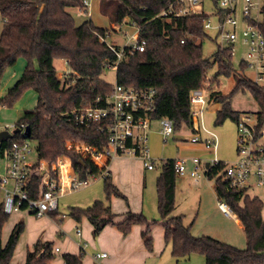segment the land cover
Returning a JSON list of instances; mask_svg holds the SVG:
<instances>
[{"label":"trees","instance_id":"16d2710c","mask_svg":"<svg viewBox=\"0 0 264 264\" xmlns=\"http://www.w3.org/2000/svg\"><path fill=\"white\" fill-rule=\"evenodd\" d=\"M104 11L115 24L129 23L139 28V41H145L144 51L125 50L117 67V83L139 89H156L153 119L163 117L174 121L175 128L185 122L193 125L191 93L202 89L208 72L216 65L211 82H218L220 75L234 78L228 93L211 91L209 101L221 104L217 109L215 124L231 119L237 122L243 113L232 108L231 100L239 90H249L259 109L255 113L258 129L264 128V85L255 83L245 74V63L234 68L230 50L218 48L211 58L203 54L202 41L208 36L203 24L206 15H160L170 4L178 9L177 0H102ZM77 7L88 13L84 0H0L3 28L0 33V85L7 68L15 66L20 58L27 61L22 76L1 98L2 106L13 105L21 95L34 89L38 103L24 109L16 124L30 128L29 139L36 141L39 159L56 161L69 156L82 176L98 174L100 169L86 160V167L79 163L80 155L68 148L69 140L87 142L102 147L108 140V126L102 121L89 125L77 121L74 109L80 107H104L114 90L103 71L107 62L117 60L120 46L103 38L111 36L115 29L100 27L91 18L77 24L68 10ZM264 32V22L262 24ZM110 44V45H109ZM55 59H62L69 67L64 77H59ZM36 61L38 66L36 65ZM104 128V129H103ZM14 134L4 140L2 152L14 140ZM175 159L161 161L162 170L157 180L160 220L150 219L143 212L128 210L125 218L116 221L112 210L113 196L127 197L113 183L112 177H104L105 200H96L88 207H71L69 215L78 223L86 217L93 225V235L98 236L107 225H115L127 235L133 225H142V238L146 248L153 250V227L162 224L164 239L177 258L202 255L205 264H264V201L251 195L247 188L233 187L224 178V162L206 170L209 179H215L214 189L218 200L225 202L243 223L247 240L240 248L212 236H195L192 224H185L184 215H175L177 173ZM40 175L36 165L30 178V195L38 192ZM25 209V204L22 205ZM49 214L57 219L58 209ZM10 215L0 208V264H10L19 237L24 232V222L17 223L6 244L2 243V230ZM84 250L65 253V264H83ZM56 258L53 241L38 239L27 250L25 264H51Z\"/></svg>","mask_w":264,"mask_h":264},{"label":"built area","instance_id":"2783aa9c","mask_svg":"<svg viewBox=\"0 0 264 264\" xmlns=\"http://www.w3.org/2000/svg\"><path fill=\"white\" fill-rule=\"evenodd\" d=\"M88 5V0H84ZM180 7L176 9L170 4L158 14L168 15H206L203 24L208 33L216 31V37L220 40V49H228L233 56L235 43L239 40L240 33L242 43L247 47V57L243 63L253 72L251 78L255 83L264 85V0H177ZM212 4L211 11L206 12L205 7ZM239 14V15H238ZM135 27V33L128 42L120 46L117 51V60L114 63L107 62L108 68L118 67V63L125 55V50L144 51L146 42L139 41V28ZM240 32V33H239ZM111 36L107 34L103 39L109 41ZM110 45V44H109ZM206 88L195 89L191 93V116L197 120L194 126V136L190 139L193 143H202L209 151H216L218 137L213 131L204 128L201 123L205 107L208 103L204 91ZM156 89H139L114 84V90L108 97V104L104 107H80L73 112L78 122L89 125L92 122L102 121L108 126V140L102 147L90 145L87 142H69L68 148L80 155L81 160H88L100 169L98 174L82 176L69 156H61L56 161L46 162L30 160L34 148L31 145L29 135L26 133L27 126L24 123L11 126L12 133L18 134L14 140L4 149L8 161L5 172L0 173V208L4 213L11 215L14 212L28 210L29 213L43 217L50 211L58 209L59 198L76 190L89 186L97 177L109 175V165L112 159L133 155L144 161L147 169H154L156 160L152 157L148 146L147 129L155 120L151 112L155 108ZM159 121L160 132L166 139L175 130L174 121L163 117ZM237 126V152L238 159L232 163H224V178L231 186L247 188L264 186V128L258 129L256 116L250 113L241 114L236 122ZM18 129L19 131L14 133ZM104 129V128H103ZM203 130L205 132H203ZM206 133V134H203ZM194 168L190 175L198 182L202 172L220 160L215 156L213 159L203 162L194 157ZM209 163V167L206 164ZM36 165L40 175L38 192L35 197L30 195V178ZM175 171L177 174L186 173V161L175 159ZM25 204V209L22 205ZM219 208L226 214H231V208L219 201ZM77 234L81 235L80 228ZM55 252L59 247H55ZM103 252L98 258L106 257Z\"/></svg>","mask_w":264,"mask_h":264},{"label":"rangeland","instance_id":"374dc122","mask_svg":"<svg viewBox=\"0 0 264 264\" xmlns=\"http://www.w3.org/2000/svg\"><path fill=\"white\" fill-rule=\"evenodd\" d=\"M102 0H88V13L85 11H80L77 7H70L68 10L73 14L77 24L82 23L86 19L91 18L97 26L100 27H109L115 29L111 25V19L109 17L108 11H104L102 9L103 6ZM212 4L208 5L204 8L206 12L211 11ZM239 15V14H238ZM3 28V20L0 13V33ZM135 27L130 25L129 23L124 24L122 31H113L109 41L116 42L119 46L125 45L128 40L135 33ZM126 32V33H125ZM240 33V32H239ZM203 45V54L205 57H209L212 59V55L219 48L220 40L216 37V31L211 30L208 32V36L202 41ZM247 57V47L242 43V36L240 33L239 40L235 43L234 52H233V65L234 68L239 70L241 67V63L243 59ZM57 65V72L64 77L70 70L67 66L66 62L62 59H55ZM15 66L9 67L6 69L0 85V106L1 98L3 92H6L7 88L14 84L18 78L21 77L23 72L18 74L13 81L10 83L7 82L9 77L15 71ZM36 65H38L36 61ZM216 70V65H214L210 71L208 72L207 79L204 83V87L206 88L204 93L209 99L211 91L220 90L222 93H228L233 85L234 78L227 77L225 75H220L218 77V82H211L212 75ZM245 74L252 78L253 72L250 68H247ZM104 79L111 83L115 84L117 81V69L116 68H105L103 71ZM32 94L34 97L31 99H27L28 95ZM38 92L34 89H29L25 91L21 97L11 106H3L6 111L0 112V126L2 130L13 131L11 128L12 125L16 124L18 119H13V113L17 110L18 105L21 106L23 104H27L26 108H33L38 103ZM232 108L241 112H248L253 116L258 111L259 106L254 99L253 95L249 90H239L234 94L231 100ZM221 104L216 101H209L205 107L204 114L201 120L202 125L205 129L209 131H213L218 137V146L216 151L207 150L202 143H193L190 139L194 136V126L197 125V120H194L193 125L182 122L179 124L177 128H175L174 132L168 136L166 139L160 132L159 121L154 120L151 123L149 129H147L148 133V146L150 148V152L152 157L156 160V166L154 170L150 172L151 176L148 179L147 184L143 188V192L150 191L156 198V209L157 216L156 217H148L151 220L157 219L160 220L161 216L158 209V192H157V180L158 176L161 173L162 165L161 161L163 159L174 158V159H183L186 161V173L177 175V201L179 202L180 208L186 210L188 214H190L191 221L194 220L193 227L199 230H213L214 226L217 228L224 229V233L222 239L224 241L232 243V245H236L238 247L245 248L247 245V240L245 236L244 230L236 223L233 218H230L227 214H222L214 204L208 198L205 199V202L200 203L199 200V191L203 187L206 189V194H212V186L215 184V179H209L202 172V176L199 180V183H195L191 181L190 171L194 168L193 158H200L203 162L209 161L213 159L215 156L218 160L223 161L224 163H232L238 159L237 152V124L235 121L231 119L225 120L222 124H215L217 109L220 108ZM0 131V132H1ZM203 132H205L203 130ZM206 134V133H203ZM77 142L76 140H69V142ZM31 145L34 148L33 153L30 155V160L39 161L37 152H36V141L30 139ZM71 149V148H70ZM120 157V156H119ZM124 158H135L140 159L144 165L143 159L133 155H123ZM118 159L117 157L112 159L110 164ZM46 160V159H45ZM46 162H53L46 160ZM145 167V165H144ZM146 168V167H145ZM148 171V169H147ZM130 184L135 187V183L130 181ZM147 187V188H146ZM146 188V189H145ZM209 191L207 192V189ZM248 192L251 195H257L264 201V186L263 187H250ZM149 196V192H148ZM106 193L104 189V179L102 177H97V179L93 180L92 183L80 190L73 191L71 193H66L59 198V206L58 212L59 216L57 219H52L50 216L37 217L28 210H21L18 212H14L10 215L7 222L5 223L2 230V243L3 245L9 239V236L12 232L14 226L19 222H24L25 229L24 232L19 237L17 242L13 257L11 259L10 264H25V256L28 249H32L34 245V240L36 238H41L44 235H47L51 239L63 240L65 236H73L76 235V228L71 227L72 222L70 220L71 216L69 215L71 207H88L92 205L96 200H105ZM118 197V196H113ZM112 197V198H113ZM211 197V196H210ZM121 198V197H119ZM149 198V197H148ZM124 199V198H122ZM129 210H131L128 199H124ZM218 204V203H217ZM263 217H264V209H263ZM64 219L66 233L61 236L60 231L55 225V221H60ZM55 220V221H54ZM89 221V220H88ZM81 223V222H80ZM89 223V222H87ZM80 230L82 231L81 239L83 246H89V240L85 239L84 233L87 232L88 224L81 223L78 224ZM139 225V224H137ZM142 228V225H140ZM192 227V228H193ZM163 226L162 224H156L153 227L152 235L154 238L153 250L150 251L146 248L143 240V249L137 247L135 249L134 259H126L120 264H204L205 257L202 255H192L191 257H185L181 259H177L172 255L170 245H165L162 233ZM156 229V230H155ZM131 232V231H130ZM158 232V234H156ZM142 233V231H141ZM100 235V234H99ZM98 235V236H99ZM98 236L93 235L92 230V238L93 241H96ZM78 237H76L77 239ZM94 246V245H93ZM86 248V247H85ZM101 249L96 248L89 251L90 254H96ZM107 253V252H105ZM108 254V253H107ZM59 255V253H58ZM100 264H106L105 262H101Z\"/></svg>","mask_w":264,"mask_h":264},{"label":"crops","instance_id":"0c3cea01","mask_svg":"<svg viewBox=\"0 0 264 264\" xmlns=\"http://www.w3.org/2000/svg\"><path fill=\"white\" fill-rule=\"evenodd\" d=\"M109 11H110V9L108 10V13H109ZM124 24H126V23L115 24L113 21H111V25L115 28L116 31H122ZM26 64H27V61L23 58H20L17 62L16 67H15V71L9 77L7 82L10 83L11 81H13V79H15V77L19 73L21 74L24 71ZM54 64H55V67L57 69L56 60L54 61ZM57 74H58V72H57ZM58 76L61 77L60 74H58ZM11 86H9L7 88V90ZM7 90H6V92H7ZM6 92H3L2 97L6 94ZM33 97H34V95L29 94L27 99H30V98L32 99ZM27 106H28L27 104H23L21 106L18 105L17 110L14 111V113H13V115H14L13 119H15V118L19 119L22 112L24 111V109H27L26 108ZM3 111H6V109L3 108V106H0V112H3ZM1 130H2V127L0 126V131ZM3 131H5V130H3ZM9 132L12 133V131H9ZM4 140H6V139H4ZM2 142H0V147H1ZM117 158L118 159H116L115 161H113L109 165V171H110V175L112 177L113 183L127 197V199H128L127 202H129L130 208L133 212H136V213L143 212L148 217H152V216L156 217L157 213L155 211L156 209L154 208V206H156L155 196L150 191H148L149 196H148V192H147V194H146V192H143V190H144L143 188L147 184L148 179L151 177V176H149L150 172L154 169H148V171H147V168L144 167V165L140 159L124 158L122 156L117 157ZM7 165H8V161H7V158H6L4 150H3L2 152H0V173H3L6 171ZM190 177L192 178L191 181H193L195 183H199V181L196 182L191 175H190ZM130 181L135 183V187H133L130 184ZM177 186L178 185L176 183V208H175L174 214L175 215H184L185 224H187V225L192 224V227H193L194 220L191 221L190 214H188L186 212V210L181 209L179 202L177 201V196H178ZM208 191H209V188L207 189V192ZM205 192H206L205 187H203L199 191L200 203L205 202V199L208 198L214 204V207H216V209H218V211H220V213L226 214L219 208V200H218L216 191L214 189V186H212V194H210V193L206 194ZM111 207H112V210L117 214V216L115 218L116 221L123 220L125 218L126 212L129 210L125 200L122 198H119V197H113L112 198ZM227 215L230 218H233L236 221V223L244 230V226H243L242 221L234 213L227 214ZM47 216H50V214L48 213ZM52 219H54V218H52ZM70 220L72 222L71 227L76 228V235H74V237L70 236V235L65 236L63 240L58 239L57 243H56V240L51 239L47 235H44L43 237L38 238V239H42L43 241H53L54 242V249H55V247H59V251L55 252L56 258L51 264H65V261L63 258V255L65 253H79L80 250H84V252H85V256L83 258V264H100L102 261L105 262L106 264H120L121 262L125 261L126 259H134V256H136L135 255V249H137V247H140L143 249V240L141 238L142 228L140 225H137V224L133 225L131 232H129L127 235H123L117 229V227L115 225H107L102 230V232L98 236L97 240L93 241V238H92L93 225L90 223V221H88V219L86 217H83L81 223L83 222L85 224H88V226H89L87 228V232L84 233V237H85V239L89 240V242H90L89 246H83L82 240H80L81 236H82V231H81V235L77 234V229L79 228L78 224H81V223H78L72 217L70 218ZM87 222H89V223H87ZM55 223H56L55 225L57 226L56 228H58V230L60 231L61 236L64 235L66 233V229H65L66 227L64 224V219H61L58 222L56 220ZM192 227H191V231L195 236L208 235V236H212V237L219 239V240L225 239L222 237V234L224 233V229L221 230V228H217V226H214L212 228L213 230H199L198 228L195 229L194 227L193 228ZM161 232L162 233H159V234L160 235L162 234L164 237V228H162ZM156 234H158V232ZM76 237H78V238L76 239ZM38 239L36 238V240H34V243ZM222 241H224V240H222ZM225 242H227V241H225ZM164 243H165V245H167L165 242V239H164ZM227 243H230V242H227ZM230 244H232V243H230ZM91 247L93 248V250L96 248H99V249H101V252L99 250L96 254L95 253L90 254L89 251L91 250ZM240 248H242V247H240ZM103 252H107L108 253L107 256L98 258L97 255L100 253H103ZM58 253H59V255H58ZM26 254H27V252H26ZM25 262H26V256H25Z\"/></svg>","mask_w":264,"mask_h":264},{"label":"water","instance_id":"95a60500","mask_svg":"<svg viewBox=\"0 0 264 264\" xmlns=\"http://www.w3.org/2000/svg\"><path fill=\"white\" fill-rule=\"evenodd\" d=\"M18 131H19V130L16 129V130L14 131V133H16V132H18ZM26 133H27V135L30 134V128H29V127L26 128ZM12 136H13V133H10V132L7 131V130L2 131V132L0 133V142H2L4 139L11 138ZM79 163H80L82 166L86 167V162H85L84 160H81V159H80V160H79ZM206 167H209V163L206 164Z\"/></svg>","mask_w":264,"mask_h":264}]
</instances>
